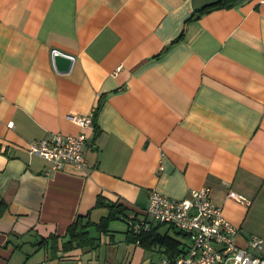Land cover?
Masks as SVG:
<instances>
[{
    "label": "crops",
    "instance_id": "obj_1",
    "mask_svg": "<svg viewBox=\"0 0 264 264\" xmlns=\"http://www.w3.org/2000/svg\"><path fill=\"white\" fill-rule=\"evenodd\" d=\"M215 1L0 0V264H157L190 240L146 214L149 191L184 198L203 186L235 244L255 236L247 249L264 257V0L186 22ZM54 49L71 65H55ZM89 114L84 129L69 118ZM79 132L81 168L27 150ZM111 203L154 238L110 227ZM77 215L98 224V245L64 251Z\"/></svg>",
    "mask_w": 264,
    "mask_h": 264
},
{
    "label": "built area",
    "instance_id": "obj_2",
    "mask_svg": "<svg viewBox=\"0 0 264 264\" xmlns=\"http://www.w3.org/2000/svg\"><path fill=\"white\" fill-rule=\"evenodd\" d=\"M80 129L92 124V115L69 116ZM83 132L77 134L56 133L49 139L31 142L27 150L51 163L52 169H63L67 164L81 168L84 163ZM227 196L238 201H247L240 194L228 191ZM157 223H168L187 234L190 243L179 256L163 257L157 264H218L230 256L236 264H264V257L250 253L261 240L251 236L247 248L234 242L236 228L222 215L220 207L210 196V188L203 186L191 189L184 198H173L156 190L148 193L145 209ZM134 234L149 231L151 223L147 220H128Z\"/></svg>",
    "mask_w": 264,
    "mask_h": 264
},
{
    "label": "trees",
    "instance_id": "obj_3",
    "mask_svg": "<svg viewBox=\"0 0 264 264\" xmlns=\"http://www.w3.org/2000/svg\"><path fill=\"white\" fill-rule=\"evenodd\" d=\"M236 0H217L215 2L212 3H208L203 5L202 7L196 9L187 19V21L190 20H195L197 19L200 15L207 13L213 9L216 8H220V7H230L234 4ZM183 36V32L174 40L172 41V43H175L178 39H181ZM166 49V48H165ZM164 49V50H165ZM92 122L94 123V119L92 117ZM96 206L98 205H103V199L101 197H98L96 200ZM109 206V210L107 212V214L102 217L103 221L109 222L115 219H125L126 223H127V233L131 234L134 236L135 241L139 242V243H143L144 241H146L147 239L154 238L153 235V230L150 229L149 231H141L137 234H134L131 230V228L129 227L128 224V220L132 219V220H136L135 217H128L126 214V207L121 205V204H115V203H111ZM98 224H94L93 222L90 221H83V216L81 215H77L75 217V219L68 225L67 229H66V233L65 235L62 237L64 238L62 240V249L64 251H68L76 246H80V247H84V246H91V247H95L97 245H95V238L91 237L88 231V228L90 227H97ZM58 237V236H57ZM41 244V243H40ZM167 250H169L167 248ZM184 252V251H182ZM182 252L180 253H171L170 255H168L169 258H174L179 256Z\"/></svg>",
    "mask_w": 264,
    "mask_h": 264
},
{
    "label": "water",
    "instance_id": "obj_4",
    "mask_svg": "<svg viewBox=\"0 0 264 264\" xmlns=\"http://www.w3.org/2000/svg\"><path fill=\"white\" fill-rule=\"evenodd\" d=\"M52 58H53V61H54V64L56 65L57 62L61 63L62 62H65L66 63V68L68 66L71 65L72 61H73V58L72 56L68 55V54H65L63 52H60L58 50H52Z\"/></svg>",
    "mask_w": 264,
    "mask_h": 264
},
{
    "label": "rangeland",
    "instance_id": "obj_5",
    "mask_svg": "<svg viewBox=\"0 0 264 264\" xmlns=\"http://www.w3.org/2000/svg\"><path fill=\"white\" fill-rule=\"evenodd\" d=\"M156 222V221H154ZM110 227H115L118 229H123L126 227V221H124L123 219H115L111 221Z\"/></svg>",
    "mask_w": 264,
    "mask_h": 264
}]
</instances>
